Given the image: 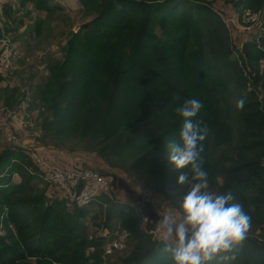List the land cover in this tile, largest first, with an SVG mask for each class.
Here are the masks:
<instances>
[{
    "label": "trees",
    "instance_id": "obj_1",
    "mask_svg": "<svg viewBox=\"0 0 264 264\" xmlns=\"http://www.w3.org/2000/svg\"><path fill=\"white\" fill-rule=\"evenodd\" d=\"M78 1L94 14L69 32L61 57L46 63L47 76L35 90L47 111L37 140L59 148L71 139L96 137L93 150L101 161L166 194L174 175L169 144L179 142L183 123L175 108L186 99L200 100L195 119L209 129L201 152L209 184L215 194L231 191L251 217L239 249L210 264H264V0H228L238 15L246 8L260 12L261 30L241 41L239 60L231 58L235 44L208 0ZM12 12L6 2L7 32ZM32 154L24 145L0 147V264L101 262L111 230L89 232L82 219L89 205L75 207L38 189L34 180H40L41 168ZM123 189L129 200H112L104 222L115 218L129 233L125 246L129 237L134 242L111 264H173L164 240L150 233L149 204ZM99 197L101 204L108 200Z\"/></svg>",
    "mask_w": 264,
    "mask_h": 264
},
{
    "label": "rangeland",
    "instance_id": "obj_2",
    "mask_svg": "<svg viewBox=\"0 0 264 264\" xmlns=\"http://www.w3.org/2000/svg\"><path fill=\"white\" fill-rule=\"evenodd\" d=\"M208 1L235 44L231 58L239 60L241 41L261 30L259 22L247 21L244 11L238 15L237 9L228 0ZM7 3L13 9L11 13L13 20L7 21L8 33L12 39L13 59L11 66L0 76V147L11 143L24 145L30 152L41 151L43 157H51L62 165L63 163L89 165L99 171L103 170L110 176L108 193L105 194L108 200L102 204L98 201L89 204L87 214L82 218L87 230L94 234L117 227L115 218L104 222V211L112 200L128 201V195L123 187H129L140 195L141 203L144 201L149 204L145 206L146 212L154 216L150 218V233L164 240L166 230L160 220L164 215H172L177 220L181 218L182 212L178 210L177 204H182L195 183L192 179L183 184L177 183L180 175H186L184 169L177 170L172 166L174 175L167 185V193L160 194L151 191L142 180L127 175L121 167L109 166L101 161L93 150L96 137L85 141L71 139L59 148L43 145L36 138L39 133V122L43 115L47 114L35 91L38 84L47 76L46 63L61 57V46L69 32L76 31L82 22L89 20L94 14L93 11L86 14L85 6L78 0H45L43 3L27 0L23 5H19L17 0H8ZM236 99L237 96L234 94L228 100L233 104ZM123 121L122 118L119 123ZM128 158H132L131 153L128 154ZM34 182L36 186L38 185L37 188H43L47 195L60 194L41 179ZM207 191L215 193L214 185L209 184ZM142 220L145 222V219ZM133 242L134 239L129 237L125 247L112 252L95 264L118 262L129 253Z\"/></svg>",
    "mask_w": 264,
    "mask_h": 264
},
{
    "label": "clouds",
    "instance_id": "obj_3",
    "mask_svg": "<svg viewBox=\"0 0 264 264\" xmlns=\"http://www.w3.org/2000/svg\"><path fill=\"white\" fill-rule=\"evenodd\" d=\"M244 103L241 99L237 107L242 108ZM202 108V102L195 98L175 108L183 123L179 142L169 144L168 159L177 170L188 168L195 183L183 199L181 218L164 215L160 220L166 230L163 252L171 254L173 264H210L222 254L237 251L251 228V217L241 203L235 202L231 191H207L208 172L203 169L201 152L209 129L202 120L195 119ZM187 180L188 176L182 174L177 183Z\"/></svg>",
    "mask_w": 264,
    "mask_h": 264
},
{
    "label": "built area",
    "instance_id": "obj_4",
    "mask_svg": "<svg viewBox=\"0 0 264 264\" xmlns=\"http://www.w3.org/2000/svg\"><path fill=\"white\" fill-rule=\"evenodd\" d=\"M8 0H0V76L5 73L12 64V39L10 34L3 28V6ZM247 21L260 23V12L244 9ZM248 27V26H246ZM33 160L41 168L40 179L44 183L52 186L60 195L64 196L69 203L75 207L87 206L92 202L98 201L100 195L107 194L110 176L100 172L98 169L89 165L68 166L61 165L59 162L49 158H40L33 153ZM264 169V155L262 157ZM100 199V198H99ZM105 235L106 229L99 232ZM111 238L102 245V258L112 254L115 250H120L125 246L128 232L118 226L109 232Z\"/></svg>",
    "mask_w": 264,
    "mask_h": 264
},
{
    "label": "crops",
    "instance_id": "obj_5",
    "mask_svg": "<svg viewBox=\"0 0 264 264\" xmlns=\"http://www.w3.org/2000/svg\"><path fill=\"white\" fill-rule=\"evenodd\" d=\"M55 160H56V158H55ZM56 161H57V160H56ZM61 165H62V164H61ZM63 165H64V166H68V164H66V163H63Z\"/></svg>",
    "mask_w": 264,
    "mask_h": 264
}]
</instances>
